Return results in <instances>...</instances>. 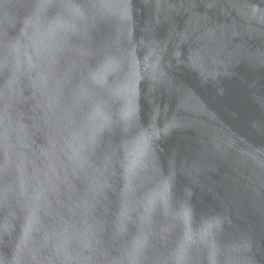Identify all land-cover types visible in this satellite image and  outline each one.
Masks as SVG:
<instances>
[{"label": "water", "instance_id": "obj_1", "mask_svg": "<svg viewBox=\"0 0 264 264\" xmlns=\"http://www.w3.org/2000/svg\"><path fill=\"white\" fill-rule=\"evenodd\" d=\"M0 264H264V0H0Z\"/></svg>", "mask_w": 264, "mask_h": 264}]
</instances>
